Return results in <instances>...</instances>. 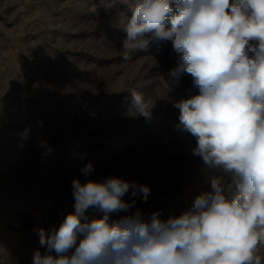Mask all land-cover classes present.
<instances>
[{"label":"rangeland","instance_id":"1","mask_svg":"<svg viewBox=\"0 0 264 264\" xmlns=\"http://www.w3.org/2000/svg\"><path fill=\"white\" fill-rule=\"evenodd\" d=\"M127 3L0 0V264H32L33 252L45 251L33 229L74 211V179L146 184L147 202L135 197L130 211L164 220L209 187L196 139L174 127L173 101L188 95L191 80L182 77L174 93L161 86L176 66L170 41L123 59L117 18L130 14ZM133 89L156 100L151 120L126 115ZM123 199L131 202V191ZM254 256L264 264V243Z\"/></svg>","mask_w":264,"mask_h":264},{"label":"clouds","instance_id":"2","mask_svg":"<svg viewBox=\"0 0 264 264\" xmlns=\"http://www.w3.org/2000/svg\"><path fill=\"white\" fill-rule=\"evenodd\" d=\"M117 27L123 59L170 41L176 66L160 76L166 93L188 77L173 101L177 131L196 139L207 190L179 216L147 217L134 208L150 186L109 176L72 181L74 211L59 225L35 227L32 264H261L264 243V0H128ZM126 115L152 119L156 100L129 90ZM29 130L22 133L27 137ZM40 146L51 148L44 140ZM93 171L89 163L81 170ZM131 191L133 199L123 197ZM91 213V215H90ZM126 213L113 219L114 214ZM98 214V215H97Z\"/></svg>","mask_w":264,"mask_h":264}]
</instances>
